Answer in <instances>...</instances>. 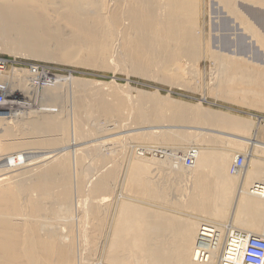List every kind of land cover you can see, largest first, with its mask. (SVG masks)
Segmentation results:
<instances>
[{"label":"bare ground","instance_id":"6f19581e","mask_svg":"<svg viewBox=\"0 0 264 264\" xmlns=\"http://www.w3.org/2000/svg\"><path fill=\"white\" fill-rule=\"evenodd\" d=\"M201 1L0 0V45L3 43L10 55L17 51L24 53L25 50L39 57V54H45L48 44L56 43L58 47H63L60 40L66 32L78 44L64 46V53L53 56V59L68 58L83 66L106 69L109 68L105 67V62L110 60L116 66L109 63L106 66L112 65L116 69L124 63L131 72L144 78L151 67L153 71L158 67L162 71L172 69L177 74L179 59L192 61L205 53L211 60L214 59L216 65L211 87L215 99L264 112V67L254 63L257 51H264L262 32L259 34L255 30L257 27L240 19L241 26L250 34L246 33L245 51L237 45L226 49L228 45L224 48L218 41L215 45L212 37H221L220 32L215 34L211 27V15L216 14L215 8L211 3L206 20L205 7L200 8ZM214 1L235 15L237 1L264 9V0ZM222 11L220 9V13ZM245 12L250 19H257L256 11L250 7ZM233 26L232 40L236 43L241 38L239 35H244V30L241 31L239 25ZM51 57L46 58L51 60ZM3 65L4 62L1 63ZM112 69L110 67L109 70ZM172 70L170 72L174 74ZM22 71L12 68L11 77L0 82V91L5 98V104L0 106V157L5 156L2 161L4 167L0 171H9L10 167L16 172L19 170L17 167H21L13 175L6 176L9 173L6 171L0 173V264H203L194 260L201 226H210L217 231L219 248L209 259L210 264H220V258L225 253L222 247L226 233L264 238V163L259 162V157L254 159L252 153L235 156L228 170L229 176L226 173L231 159L229 151L226 154L222 150L206 151L196 147L180 153L182 148L179 154L172 150L173 154L168 148L156 150L151 145L137 151V147L133 146L131 148L135 149L128 153L124 141L118 144L109 140L113 135L123 134L120 138L115 136L118 141L132 137V142L140 145L161 142L181 146L189 140L182 131L193 129L199 133L224 134L227 140L232 138L238 145L258 148L260 153L264 151V124L258 122L253 129L245 120L163 101L160 96L142 90H136L135 100L130 97L126 100L124 95L115 94L110 100L104 93L83 91L82 84L79 86L77 81L74 83L77 90L69 93L63 80L65 77L54 79L46 72L41 75L42 72L28 71L29 74H23ZM179 77L173 75L169 78L170 82L180 83ZM159 123L181 126H156ZM193 124L199 127H189ZM143 125L150 126L143 128ZM128 126L135 128L128 130ZM143 131L149 132L144 136ZM106 133L113 137L104 140L105 137L107 139ZM71 134L74 144L75 139L77 143L80 142L78 139L85 137H100L88 145L91 147L88 154L91 165L88 164V167L83 165L89 158L85 160L84 157L85 163L78 150L69 152ZM39 148L48 150L33 159L30 154L33 149ZM30 149L31 152H26ZM190 151L194 153L193 163L187 167L183 160ZM238 157L243 159L240 170L235 164ZM261 157L264 158V155ZM125 158L128 166L125 174L123 171L121 175V162ZM165 163H170L166 166H171L173 170L165 174L161 171L160 174L165 175L162 180L184 178L195 181L196 197L193 192L191 199V195L187 200L181 198L185 204L178 205L197 211L202 217L201 220L198 217L202 221L197 220L200 223L198 228L191 216V220L179 219L173 214L169 216L143 206L147 203L135 205L127 201L117 203L112 221L107 225V214L112 206L110 201L120 175L123 186L129 185L137 197H148L158 202L162 200L164 188L158 186L156 189L155 183V188L145 185L150 177L146 170L155 166L159 171ZM232 167L238 171L233 173ZM204 170L209 173L205 175ZM237 180L239 187L236 190ZM189 183L186 185L190 187ZM247 183L248 187L245 186ZM256 186L258 188L255 189ZM168 187L165 188L169 191L178 190L177 187L175 190ZM179 189H182L181 185ZM171 202L170 205L174 203ZM176 208L178 210L179 207ZM74 214L77 227L74 226ZM100 248L103 254L98 259L99 255L95 258V253ZM239 255V250L233 255L237 262Z\"/></svg>","mask_w":264,"mask_h":264},{"label":"rangeland","instance_id":"374dc122","mask_svg":"<svg viewBox=\"0 0 264 264\" xmlns=\"http://www.w3.org/2000/svg\"><path fill=\"white\" fill-rule=\"evenodd\" d=\"M237 2H235V7H236V11H237L236 12V15L229 13L228 10H226L222 5L220 6V4L218 2H215L214 0H202L201 1L202 5L200 6V8L202 9L203 7H205V12L207 14L206 15V20L208 18V9L210 8V4L212 3L213 4V8H215L214 9V12L216 14H212L211 15L212 22H213V25L211 27L213 28L215 34L220 32L219 34L221 35L220 38L214 37V36L212 37L213 38V42L215 43V45L218 44L217 43V41H218L219 43L222 42L221 44L223 45L224 48L228 45L226 47V49L228 47H229V49H231L233 47V46H231V48H230V45H235V46L237 45L238 47L240 46L239 49L241 51H245V49L247 48V46H246L247 45L246 39L248 38V36L250 34L248 32H246V30H244V27L243 26H241L240 19H244V20H246V22L247 21L250 22L251 25L253 24L252 26H254V28L257 27V28H255V30L258 31L259 34L262 32L261 34L264 36V34H263L264 33L263 32V30H264V9L262 7L259 8V6L257 8L256 6H254V7L252 6L251 7V5H249V6L248 5H245V4L243 5V2L242 1H237ZM236 3L238 5H236ZM216 5H219L220 8H217ZM246 6H248V7H246ZM249 7L251 9H253L254 11H256L257 17L255 16V18H257V19L253 20L252 17H251L252 19H250V17L246 14L245 9H247ZM220 9H223V11L221 13H220ZM224 13L225 14H228L229 15V18L227 17L228 15L225 16ZM231 17H233L232 20H231ZM229 22L231 23L230 25H229ZM233 23L235 25H239V27H242L241 28V31L244 30L243 31L244 35H239L241 38H239L236 41V43H235V41L232 40L233 37H234L233 36V34H234V28H233L234 27L233 26L234 24ZM238 23H240V24H238ZM229 26H230V28H229ZM228 29L231 30V31L228 32ZM215 30H216V32H215ZM246 33L248 34V36H247ZM230 36H232V37H230ZM240 40H242L243 43H241L242 41L239 42ZM64 41H66L65 44L63 43ZM76 42H77V40H73V38L70 37L69 35H66V32H65V36H62L61 37V40H60V43H62L63 47H60V46L58 47L59 44H56V43L54 45L51 43V46H50V44H48L50 47L47 45V47H46L47 50L45 48V51H46L45 54L47 53L49 55L48 56H45V54H42L43 55L42 56L41 54H39L40 55L39 57H42V58H39L37 56V54H34L35 56H33L32 53H29L28 51H25V50H24V53L25 54L22 53L23 51H20V52L17 51L18 53L17 52L16 53L14 52V53H11V55H10V53L6 50L5 45H3V43H2L0 45V62L1 63L4 62V65L2 67L1 66V63H0V69H1L0 70V82L1 81L2 82H5V80L7 81V79H9V77H11L10 76V70L12 68H17V70H21V71L23 70L22 71L23 74H25V72H27L26 74H29L28 73V71H29L28 70V67L29 66H36L40 70V72H38V73H41L42 72L41 75H43V73L46 72L47 75L53 77L54 79H58V78L59 79H62L63 77L68 78V79L63 78V80H65L64 81L65 84L68 85L67 88L69 90V93H70V91L72 92L73 90H77L76 89V86H75V84L77 83V81H78L79 86L82 84L81 86L83 87V91H85L87 93L101 92V93L106 94V96L110 100H111V96H113L114 94L115 95H119L121 97H123V95H124L123 98L126 99V100L129 97H130V99L135 100V99H137V96H136L137 95V92H136V90H142L143 92H146V93L148 92V94H151L153 96H160L163 101H169V102L171 101L173 103H180L182 105H187V106L195 107V108H199V109L202 108V110L211 111V112H215V113H219V114H224V115L229 116V117H235V118H238V119L245 120V121L249 122L252 125L253 129L255 128V125L258 122H261V124H264V112H259L257 110L252 109V108L249 109V107H246V106L244 107L243 105L239 106L237 104H232V103H229V102L220 101L219 99H217V100L215 99V97L211 93V89H212L211 87H213L212 85H213V78H214V76H212V75H215L214 67L216 69V65L214 63V59L211 60V57L209 55H206L205 53H202L201 54V55H203V57L202 56L201 57L200 56L198 57L200 60L198 58L195 59L197 61H195V60L190 61V60H187L185 58H184L185 60H183V58L182 59H179L177 61V64H179L180 68L182 66L185 69L183 70V68H181V70H180V68L178 67L177 74H176V71H174L172 69H170V70L174 71V74L172 72H170V70H167V71L164 70V71H162L159 67H158L159 69L157 67H154V69L157 68L158 70L156 69L157 71L156 70L153 71L152 70V67H151L150 68L151 71L149 70L150 72L148 71L147 75L144 78V76H141L139 74H135V73L131 72L129 68H126L127 66H126V64L124 65V63H121V64H123V66L120 64L121 66L119 65L118 68L115 67L116 69H114V66H116V65L115 64H112V61H110V60H108L107 63L105 62V64L107 65L109 63V64H112L114 66L112 67V65H108V66L105 65V67H108L109 69H110V67L113 68L114 70L112 69L111 71L109 69H106V68H93V67L83 66V65H80V64L76 63L75 60H72V59L70 60L68 58H62V57H60V59L59 58L58 59L57 58H54L53 59V56L59 55L60 53H64V49H65L64 46L70 45L71 43H72L73 46H75V45L78 44ZM57 47H58V49H57ZM54 50H55V52H54ZM47 51L50 52V53H48ZM26 54H29V55H26ZM263 56H264V51L263 50L262 51H257V53L255 54V59H254L255 60L254 61L255 65H257V66L258 65L259 66L261 65L260 67H264V58H262ZM46 57H51L52 59L51 60H48ZM44 58H46V59H44ZM190 63L192 64V66H191ZM189 64H190L191 67L189 66ZM183 65H185V67ZM252 65H254V64H252ZM42 69H43V71H42ZM158 71H160V72H158ZM120 72H122V73H120ZM212 73H214V74H212ZM148 74H149V76H148ZM159 74H160V77L158 76ZM173 75H177L178 77L180 76L179 77L180 83L178 82V83L175 84L173 82L172 83L170 82L171 81L170 79H171V77H173ZM71 77L75 80V82H74V80ZM211 78H212V80H211ZM80 80L82 82H80ZM183 80H184V82H183ZM68 82H69V84H68ZM168 84H170V85H168ZM125 94H127V97H125ZM203 99H205V101H202ZM166 115H169V113L166 112ZM100 125H101V122H100ZM144 126H146V125H143L141 127L146 128V127H148L150 125H147L146 127H144ZM151 126H153V125H151ZM156 126H181V125L180 124L159 123ZM182 126H184V125H182ZM186 126H188V125H186ZM154 127H155V125H154ZM189 127H199V126L193 124V125H190ZM85 128L88 129L87 126ZM132 128L134 129L135 127L132 126ZM132 128H130L128 126V130H130ZM145 131H147V130H145ZM145 131H143V132H145ZM174 131H176V130H174ZM213 131H215V130H213ZM148 132H145L144 136H146L147 135L146 133H148ZM182 133L187 134L189 140H188V142H184L183 143L184 145L182 144L181 146H179V145L178 146L177 145H171V144H167L166 145L164 143L161 144V142H153V143L151 142L152 144L151 143H146V145L142 143L143 145H140L139 143H135L134 141L132 142V139H131L132 137L131 138H127V140L129 142L126 140V138H123V140L120 139L118 141L117 139L120 138L123 134L113 135L114 136L113 137V136H107V133H106L105 136H107V139L104 136L105 137L104 140H108L109 137L110 138L113 137L112 139H109L110 141L113 140L114 141L113 143H115V142L118 143V142H123L124 141L126 143L125 145H127V148H128L127 152L128 153L130 151H132L133 149H135L136 147H137V149H135V150L137 151V150H139V148H141L143 146L145 148L146 146H151V145H152L151 148L154 147V149H156V148L157 149H166V148H168V150H171L170 152H172V153H173V151H175L174 152L175 154L176 153L179 154L178 152H180V150L182 148H183V150H181L180 153H183L182 151H185V150L188 151V150H191V149H195L196 147L198 149H203V150H206L207 149L208 151H215V150L216 151H220V150H222L223 153H226V154L230 152L231 153V159L229 161L228 166L226 167V173L229 176L231 174H230V172L228 170H229V168H230V166H231V164H232V162L234 160V157L237 156V155H239V154L240 155H246V154H249V153L251 154L252 153L254 155L253 156L254 159L257 160L258 157H259L260 158L259 159L260 161L259 160L258 161L259 162H262L263 161V163H264V158L261 157V156L264 155L263 154L264 151H262V152L259 153V150H257L258 148L257 149L254 148L253 149V148H251V146H248V145L244 146L245 144L243 146H242V144L241 145H238L235 142V140H233L232 138L231 139L229 138L230 140L229 139L227 140V137L224 134L215 133V132H210V133L209 132H206V133L205 132H200L199 133L198 131L193 130V129H191V130L190 129L184 130V131H182ZM108 135H110V134L108 133ZM236 135H238V134H236ZM71 136H72V134L70 135V140L71 141L69 142V145L71 144L70 145L71 146V149L69 150V152L72 151L71 153H73L75 150H78V153H79V155L81 157H83L82 158L83 160H84V157H86L85 160L87 158H89V159H87L89 162L87 161V163H86L85 160H84V162L86 164L83 162V164H85L83 166L84 167H88V164H90V162H91L90 156L88 155L90 153V150H91L90 148L91 147H89L88 145H90V143H92V141L94 139H96V138L98 139L100 137L99 136H94V137H91V139H90V137L89 138L88 137H85L83 139H78V140H80V142H77V143H76L77 140L75 139V144H74L73 143L74 142V137L73 136L71 137ZM115 136H117L118 138H116ZM115 138H116V141L114 140ZM224 142H225V144H224ZM78 143H80V144H78ZM164 145H166V147H164ZM78 146H80V147H78ZM133 146L135 148L132 149L131 147H133ZM176 146H177V148H176ZM85 147H87L88 149H86ZM172 147L173 148H176V149H172ZM83 148H85V149H83ZM178 148H179V150H178ZM240 148H242V149H240ZM80 149H82L83 151L80 150ZM154 149H150V150H154ZM33 150H34V152L32 151V149L26 150V152H31L32 151V154H30V156H33V159H34L35 156H36V158L39 157V156H41V153L46 152L48 149L39 148V149H36V150L33 149ZM87 151H88V153H87ZM80 153L81 154L85 153V154L84 155H81ZM256 153L258 155L260 154V156H258ZM3 157H5V156H3ZM3 157H0V159L3 158ZM3 160H4V158L0 160V163L2 164V165L0 164V170L4 167V165L2 163ZM123 162H121V165L123 164L124 166L122 165L120 167L121 168V175H123V173H122L123 171H124V174H125V171L127 169L126 167L128 166V165L126 166V164H127L126 158L124 159ZM166 164L168 166L170 165V163L163 164V167H161L162 169L160 168L159 171H158V168H155V166L149 167L150 169H147L146 170L147 176H150L151 178L150 177L147 178L145 185H149L150 187L155 188V184H156V187H157L156 189H158L159 187H160V189L161 188L162 189L164 188L163 189V192H162L163 195L164 194H167V195L169 194L168 196L167 195H164V197L162 195V200H164V201L161 200L162 202L161 201H158V202L157 201L156 202L151 201L150 199H148V197H141V196L140 197H137V195L135 194V192L134 191L132 192L130 190V188H129L130 186L129 185L126 184L125 185L126 187L123 186L124 183H123V180L121 179L122 176L120 175V179L117 181L118 183L115 185V189L113 191V197H112L113 200L110 201V206H111V204H112V206L109 208L110 209V213L107 214L108 215L107 218H106L107 225L110 224L111 221H112L113 215H114V213L116 211V208H117V203L122 202V201H127L129 203H134L135 205H143L142 203H147L148 205H145L144 204L143 206L149 207V208L154 209V210L157 209V210L163 212L164 214L167 213L169 216H172V214H173V217H177V218L179 217V219L182 218V217H183L182 219H187V218L190 219L191 218L192 221L195 223V227L197 225L196 228H198V225L202 222V221H199V220H201L202 217L197 213V211L196 210H193V209L187 210L188 208L185 209V206L181 207L182 205H180V206L178 205V203L179 204L182 203L181 202L182 201L181 198H185V200L189 199V197H190V199L192 198V196L196 192V190H194L196 188V186H195L196 183H195V181L193 182L191 179H189L190 180V183H189V180H187V179H184V178H183L184 180L183 179H181V180L179 179L178 180L179 182H183V184H185L184 185L185 188H183L184 186H181L182 189H179V186H175L174 187V185H173L174 182H178V181H176L177 179L175 181L174 180H162V178H164V176H165L164 174L167 171L169 172L170 170H173V169H170L171 166L168 167V166H166ZM164 166H165V168H164ZM8 168H9V171H8V169H6V170H3V171H0V173L1 172L4 173V171H6L5 173H8L9 172L8 175L6 174V176L13 175V174H16L17 172H19V170H20L21 167L20 168L17 167V169H19V170L18 171L16 170V172H15V168H11V169H10V167H8ZM153 168H155V169H153ZM161 171H163L162 173L165 172L163 174V176H162V174H160ZM184 172H187V171H184ZM205 172H206V174H205ZM203 173L205 175H207L209 173V171L208 170H206V171L204 170ZM158 175H160L162 177H160V176L158 177ZM148 179H149V182H148ZM150 180H152V181H150ZM161 180H162V182H161ZM150 182H152L151 185H150ZM170 182H172L171 183L172 185L169 184ZM163 183L165 184V186H164ZM188 183H189L190 187L187 186ZM194 183H195V185H194ZM250 183L251 182H249V184ZM166 184L169 185L170 190L171 189H174L175 190L176 187L178 188V190L177 191L175 190L176 192L175 191H172V190L169 191L168 189L165 188V187L168 186ZM191 185L194 188H192ZM237 186L239 187L238 180H237L236 186H235L236 187V190L238 188ZM245 186L248 187V183ZM123 187L125 189H123ZM164 190H165V192H164ZM182 192H183V194L185 193L184 194L185 196H183ZM186 192H187V194H186ZM193 192H194V194H193ZM171 194H173V195H171ZM175 194H177V195H175ZM179 194H181V195H179ZM170 195H171V197H169ZM189 195H191V196H189ZM174 196H177V197H174ZM194 197H196V194H195ZM142 198L144 199V201H143ZM165 198H167V199H165ZM175 198H177V199H175ZM178 198L180 199L179 200L180 202L179 201H177V202L175 201V200H178ZM148 201H150V202H148ZM171 201H173L174 203L171 202ZM184 201L182 203L183 205L185 204ZM170 202H171V204L172 203L173 204L170 205ZM175 202H176V205L177 206H175ZM114 204H115V206H114ZM168 205L170 207H168ZM176 207H179L181 210L179 208L177 210ZM162 208H163V210H162ZM183 208H184V210H183ZM165 209H168V211L171 210L172 212L171 211L170 212H168V211L165 212ZM193 211H195V212H193ZM178 212H179V214H178ZM180 214H182V215L180 216ZM185 215H186V218H184ZM198 217H199V220H198ZM73 218H74V222L76 224L74 226L77 227V222L75 221V218H76L75 214H74V217ZM193 219L196 220V221H194ZM197 220L200 223H198ZM106 228H107V226H105V228H104V231L105 232L107 231ZM196 230L197 229H195L194 234L197 233ZM104 235H105V233H104ZM193 243H194V240H193ZM84 248H86V247H84ZM83 252H86L87 253V250H84L83 249ZM98 252H99V254H98ZM98 252L95 253L96 254L95 255V258L99 255L98 256V259L99 258L101 259V255L103 254V249L100 248L98 250Z\"/></svg>","mask_w":264,"mask_h":264},{"label":"built area","instance_id":"2783aa9c","mask_svg":"<svg viewBox=\"0 0 264 264\" xmlns=\"http://www.w3.org/2000/svg\"><path fill=\"white\" fill-rule=\"evenodd\" d=\"M28 70L32 73L40 72L39 68L36 66H29ZM4 94L0 91V106H3L5 103ZM194 153H190L184 157V164L188 167L193 163ZM236 168L238 170L243 168V159L237 158ZM240 168V169H239ZM235 168L232 167L231 171L234 173ZM258 188L257 186L255 189ZM261 188V187H259ZM227 238L223 241V247L225 253L222 254L220 258V264H264V238L257 236H248L245 237L239 233L233 234L226 233ZM219 238L217 231L210 226H201L199 229L198 235V248L194 253V260L203 264H210L209 257L216 251L218 246ZM242 246V247H240ZM240 251L239 261H235L233 255ZM223 251V250H222ZM209 261V262H208Z\"/></svg>","mask_w":264,"mask_h":264},{"label":"crops","instance_id":"0c3cea01","mask_svg":"<svg viewBox=\"0 0 264 264\" xmlns=\"http://www.w3.org/2000/svg\"><path fill=\"white\" fill-rule=\"evenodd\" d=\"M174 183H176V185H178V186H180V185H181V186L185 185V184H183L182 182H174ZM179 183H180V184H179ZM174 185H175V184H174ZM176 185H175V186H176Z\"/></svg>","mask_w":264,"mask_h":264}]
</instances>
